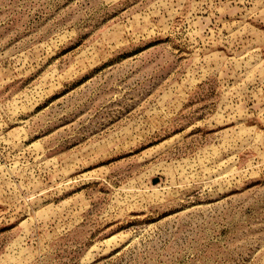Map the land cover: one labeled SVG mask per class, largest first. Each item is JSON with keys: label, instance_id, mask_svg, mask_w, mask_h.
<instances>
[{"label": "rangeland", "instance_id": "374dc122", "mask_svg": "<svg viewBox=\"0 0 264 264\" xmlns=\"http://www.w3.org/2000/svg\"><path fill=\"white\" fill-rule=\"evenodd\" d=\"M0 264H264V0H0Z\"/></svg>", "mask_w": 264, "mask_h": 264}]
</instances>
